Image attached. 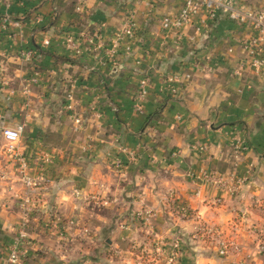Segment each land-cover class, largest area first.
Returning a JSON list of instances; mask_svg holds the SVG:
<instances>
[{
    "label": "crops",
    "instance_id": "0c3cea01",
    "mask_svg": "<svg viewBox=\"0 0 264 264\" xmlns=\"http://www.w3.org/2000/svg\"><path fill=\"white\" fill-rule=\"evenodd\" d=\"M149 1L0 3V264L27 196L36 204L24 264H136L139 249L153 255L156 245L167 256L181 251V264H264V68L255 70L244 48L259 36L206 11L165 31L163 20L186 0ZM241 4L264 9V0ZM70 36L79 55L65 46ZM70 93L84 119L79 130L66 109ZM22 124L19 155L45 179L36 189L21 183L19 162L2 151L1 131ZM206 170L244 183L219 191L199 178ZM220 238L238 239L240 253L221 256Z\"/></svg>",
    "mask_w": 264,
    "mask_h": 264
},
{
    "label": "built area",
    "instance_id": "2783aa9c",
    "mask_svg": "<svg viewBox=\"0 0 264 264\" xmlns=\"http://www.w3.org/2000/svg\"><path fill=\"white\" fill-rule=\"evenodd\" d=\"M28 1L30 0H23V3ZM155 1L157 0H150L148 6L151 7ZM241 2L242 0H186L185 5L175 17H166L163 20L162 27L165 31L181 30L182 28L190 26L193 17L201 11H206L211 17H215L218 13H222L231 21L239 22L244 25H252L259 37L252 39V41L249 43L246 42L244 44V48L249 53L251 66L255 70L260 71L264 68V9L246 10L244 7H242ZM0 3L5 7H10L11 0H0ZM80 10L81 7H78V11ZM37 21L39 22V20ZM125 34L130 37L134 36V26L132 23H128ZM46 44H48V42H46ZM65 46L67 50L73 52L75 55H79L81 53L79 45L73 36L67 37L65 39ZM117 48L118 44L115 45L114 50ZM21 58L26 62L31 61L33 58L32 52L22 51ZM36 77L30 79L28 87L25 88L26 93L29 92L31 85L38 82ZM177 80L178 77H173L169 79V82L172 84V82H176ZM150 82L151 80L149 77L140 81L135 100V107L138 112H143L144 110V103L148 99ZM66 109L71 113V117L76 125V130L81 129L84 125V119L79 113L76 112V108L74 106V97L71 93L68 95V104ZM24 131L25 126L23 124L14 128H4L2 130V136L6 142V151L19 162L18 172L21 183H23V185L28 189H36L44 184L45 179L44 176L31 175L27 161L19 155L18 144L21 141ZM113 166L117 171H120L123 164L120 160H116L114 161ZM199 178L206 184L219 191L231 187L232 193H236L240 189V185L244 183V181L240 179L227 177L214 170L203 171L200 173ZM75 195L79 196L80 193L76 191ZM88 199L96 201L97 203H101L103 206L109 205L108 200L102 197L90 196ZM216 202L219 203L220 200ZM34 204H36V201L30 196L22 199L20 203V208L23 214L16 229L15 242L9 247L6 264H24L27 258V248L32 242L30 232L32 224L31 213L34 208ZM179 208L178 211L180 213L185 215L189 214L187 207ZM151 215V211L146 212V222L149 220ZM210 231L213 232V229ZM59 235L63 239V233L61 232ZM218 244L219 254L221 256H227L229 254L238 255L241 251V244L236 238H220ZM259 251L264 253V242L261 243ZM165 257H167L165 264H181L182 252L179 250L174 251L171 255L167 256V251L161 245H156L153 255H150V253H148V251L145 249H139V251H137L136 264H153Z\"/></svg>",
    "mask_w": 264,
    "mask_h": 264
},
{
    "label": "rangeland",
    "instance_id": "374dc122",
    "mask_svg": "<svg viewBox=\"0 0 264 264\" xmlns=\"http://www.w3.org/2000/svg\"><path fill=\"white\" fill-rule=\"evenodd\" d=\"M1 135H2V131H1ZM2 138H3V136H2ZM2 151H4L5 152V142H4V146H2ZM6 153V152H5ZM63 233V235H64V237H63V240H67V236H69L68 235V233L65 231V230H60L59 231V233ZM59 237H60V235H59ZM61 238V237H60ZM165 249V248H164ZM166 250V249H165Z\"/></svg>",
    "mask_w": 264,
    "mask_h": 264
},
{
    "label": "water",
    "instance_id": "95a60500",
    "mask_svg": "<svg viewBox=\"0 0 264 264\" xmlns=\"http://www.w3.org/2000/svg\"><path fill=\"white\" fill-rule=\"evenodd\" d=\"M117 72H118V68H115L113 74H115Z\"/></svg>",
    "mask_w": 264,
    "mask_h": 264
}]
</instances>
